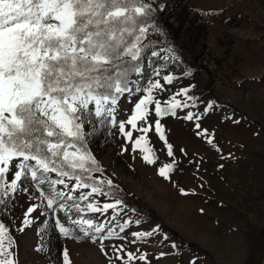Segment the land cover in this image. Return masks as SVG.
Returning a JSON list of instances; mask_svg holds the SVG:
<instances>
[{"label": "rangeland", "instance_id": "374dc122", "mask_svg": "<svg viewBox=\"0 0 264 264\" xmlns=\"http://www.w3.org/2000/svg\"><path fill=\"white\" fill-rule=\"evenodd\" d=\"M161 2L162 22L191 69L172 47L150 46L147 63L153 74L143 88L132 83L133 91L117 98L115 126L84 128L102 169L95 175L118 183L198 246L178 250L179 239L158 229V218L141 217L117 203V197L93 193L91 187H77L79 180L49 172L48 177L64 179L67 185H56V190L73 197L58 201L69 205L63 209L71 222L65 227L74 233L65 236L57 224L56 206L49 208L41 195L50 193L48 182L37 188L29 172L15 192L9 188L7 195L0 194L5 201L0 223L15 241L17 264H64L65 249L71 264H264V130L253 120L264 126V0ZM148 25L142 45L161 40L159 31ZM165 76L173 78L171 83ZM157 81L162 87H153ZM204 87V93L193 94ZM149 94L145 119L133 128L127 121L136 103ZM157 103L163 114L156 113ZM125 132L132 133L131 140ZM169 165L171 171L161 175ZM14 171L6 174L7 184ZM89 204L115 207L92 211ZM30 207L35 211L28 214ZM81 217L102 225L103 231L92 228L85 235L72 223ZM26 220L31 223L26 225Z\"/></svg>", "mask_w": 264, "mask_h": 264}, {"label": "snow or ice", "instance_id": "6c2138e0", "mask_svg": "<svg viewBox=\"0 0 264 264\" xmlns=\"http://www.w3.org/2000/svg\"><path fill=\"white\" fill-rule=\"evenodd\" d=\"M152 12V5L145 0H0V194L7 195L9 188L15 192L18 182L29 172L31 179L38 181L37 188L48 182L50 193L41 195L49 208L59 200L73 199L56 190L55 186L65 185V181L51 179L49 172H57L60 177L71 175L81 181L77 187H89L75 171L89 170L86 163H97L85 146L89 133L84 125L115 126L117 98L133 91L127 77L130 71L140 70L138 63L132 62L141 58ZM164 79L171 83L173 78ZM153 87L162 85L157 81ZM151 100L149 94L136 103L135 114L127 121L133 128L138 120L145 119ZM155 110L163 114L159 103ZM119 127L124 132V122ZM156 130L160 131L159 121ZM125 135L132 139L131 132ZM161 138L165 139L162 134ZM136 144L139 147L140 141ZM168 147L172 155L171 145ZM171 168L166 166L160 174L166 175ZM10 169H15L14 178L7 184ZM91 191L102 189L92 187ZM68 207L59 204L60 209ZM72 207L83 211L79 204ZM113 207L88 205L92 211ZM33 211L32 207L27 210L28 214ZM72 223L85 235H90L92 228L97 233L103 231V226L92 219L81 217ZM57 224L63 235H73L74 230L59 220ZM14 243L9 229L0 223V264H17L12 252ZM63 259L64 264H71L67 249Z\"/></svg>", "mask_w": 264, "mask_h": 264}, {"label": "trees", "instance_id": "16d2710c", "mask_svg": "<svg viewBox=\"0 0 264 264\" xmlns=\"http://www.w3.org/2000/svg\"><path fill=\"white\" fill-rule=\"evenodd\" d=\"M149 3L152 5L153 12L151 15V18L147 21V25H155L156 30L159 31V34L161 36V40H146L145 43L143 44V51L141 53V58L136 61L132 62L133 64L139 65V71H130L128 74V87L132 83H136V86L143 88L146 82L151 78L153 74V69L152 67L147 63V56H148V51L150 49V46L153 45H159V46H170L172 47L176 54L179 56V58L182 60V62L185 64V66L189 69H191V65L189 60L186 58L184 55L182 49L177 46L176 42L173 39L172 34L168 30L167 26L162 22V10H163V4L161 0H149ZM128 59V58H126ZM207 89V87H204L203 89H195L193 90V94L198 96L199 94L204 93V91ZM120 94L118 95V97ZM223 104L229 105L236 109V106H234L231 103H228L226 101H221ZM254 122L259 124L262 129L264 130V126L258 121L257 119H253ZM86 148L87 150L91 153V155L95 158L96 164H91L86 163L85 167L86 169L89 170H81V169H76V175H79L81 177V180L83 183H86L89 185V187H98L102 189L106 194L117 197L121 203L130 209L134 210L136 213H138L141 217L144 218H151L155 217L158 218V223H157V228L162 230L167 236H176L179 239L177 249L182 250V249H190L193 247H197L198 243L192 240L184 239L178 231H176L174 228L170 227L169 225L166 224L165 221H163L155 211V209L150 208L146 205H144L139 199L133 198L130 195L126 194L122 187L116 183L111 181V185L108 184L109 180H105L104 178L98 177L95 175V171H101V165L99 160L93 155L90 145L88 143V138L86 137ZM71 151V150H70ZM99 169V170H97ZM71 172L70 169H66ZM57 173V172H56ZM68 177H72L69 175ZM81 182V181H80ZM51 190V189H50ZM56 210H55V215L59 222H61L64 225L70 224V219L67 217V212L64 211L63 209L59 208V204L55 205ZM0 212H2V204H0Z\"/></svg>", "mask_w": 264, "mask_h": 264}]
</instances>
